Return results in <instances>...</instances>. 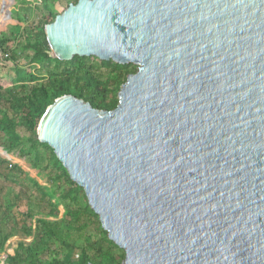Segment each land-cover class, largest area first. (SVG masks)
<instances>
[{
    "label": "water",
    "instance_id": "water-1",
    "mask_svg": "<svg viewBox=\"0 0 264 264\" xmlns=\"http://www.w3.org/2000/svg\"><path fill=\"white\" fill-rule=\"evenodd\" d=\"M45 33L137 66L114 109L66 94L38 128L122 264H264V0H78Z\"/></svg>",
    "mask_w": 264,
    "mask_h": 264
},
{
    "label": "trees",
    "instance_id": "trees-1",
    "mask_svg": "<svg viewBox=\"0 0 264 264\" xmlns=\"http://www.w3.org/2000/svg\"><path fill=\"white\" fill-rule=\"evenodd\" d=\"M77 2L37 0L36 20L27 12H17L12 18L18 22L0 30V64L11 61L14 65L7 75L0 66V155L9 157L10 152L19 151L52 183L51 188L41 185L20 165L0 156V180L7 181V185L0 183V264L7 243L15 236L33 240L20 241L15 253L7 256L8 264H122L126 258L125 250L109 238L84 188L71 179L55 150L38 136L40 121L57 98L73 94L95 108L112 110L128 76L137 72L134 64L95 56H75L70 61L50 56L45 27ZM21 57L26 60L22 65ZM23 176L41 194L37 202L28 188L16 185ZM25 198L29 202L23 208Z\"/></svg>",
    "mask_w": 264,
    "mask_h": 264
},
{
    "label": "rangeland",
    "instance_id": "rangeland-1",
    "mask_svg": "<svg viewBox=\"0 0 264 264\" xmlns=\"http://www.w3.org/2000/svg\"><path fill=\"white\" fill-rule=\"evenodd\" d=\"M32 2L31 3H29ZM37 0H0V30L3 28L9 29L15 22L17 23L18 21H15L12 18V15L16 14L17 12L24 14L25 12L29 13L31 15V19L36 20L37 19V10L35 8V6L37 5L36 3ZM66 3V1H65ZM59 9L62 10V7L59 5L58 6ZM23 26H25V23L22 24ZM32 54V52H31ZM25 57H21L20 58V63L21 65L26 63V60L24 59ZM1 66V72L2 74L7 75L6 73L9 72V69H11L12 67H14L13 63L11 61H6V62H2L0 64ZM2 147V146H0ZM19 151H13L10 152V156L9 157H3L1 156V158L10 160L12 163L14 164H18L22 167V169L27 172L29 174L30 177L35 178L36 180H38V182L43 185L46 186L47 188H51L52 187V183L49 180V176L47 173L42 172L39 168H35L31 161L28 158H24L21 157L19 155ZM25 176H23L22 178H20L18 180V185L19 189L23 188V189H29L30 194L32 195V201L37 202L41 196V194L36 190V188L32 185L29 184L28 180L24 179ZM1 185H7V181L4 180H0ZM24 186V187H23ZM29 202V200L23 199V208L26 207V203ZM61 209V213L63 214L65 209L64 206L61 205L60 206ZM62 216V215H61ZM24 240L27 243L32 242L33 238L31 239H23L20 236H15L13 238H11L9 240V242L7 243L6 246V250L5 252L1 255V259L2 262L1 264H8L5 262L7 256L9 254H14L15 253V249L18 247V244L20 241Z\"/></svg>",
    "mask_w": 264,
    "mask_h": 264
}]
</instances>
